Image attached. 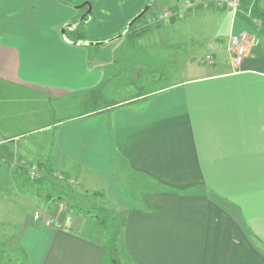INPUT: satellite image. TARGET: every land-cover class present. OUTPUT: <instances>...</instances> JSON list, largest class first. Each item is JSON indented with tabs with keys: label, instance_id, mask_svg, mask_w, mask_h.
<instances>
[{
	"label": "crops",
	"instance_id": "obj_1",
	"mask_svg": "<svg viewBox=\"0 0 264 264\" xmlns=\"http://www.w3.org/2000/svg\"><path fill=\"white\" fill-rule=\"evenodd\" d=\"M181 1L94 0L82 9L68 0H0V264L109 261L104 238L91 237L103 229L85 209L61 213L62 228L34 220L37 210L54 214L60 195L26 189L32 164L73 178L76 191L123 217L133 264H264V28L252 3L241 1L237 13L195 3L153 27L141 40L190 28L206 39L216 69L111 99L110 66L97 46L128 36L115 38L144 9L146 22ZM84 11L88 42L101 44L67 40ZM242 33L259 44L237 65L229 40ZM129 67L138 75L129 86L148 72Z\"/></svg>",
	"mask_w": 264,
	"mask_h": 264
},
{
	"label": "rangeland",
	"instance_id": "obj_2",
	"mask_svg": "<svg viewBox=\"0 0 264 264\" xmlns=\"http://www.w3.org/2000/svg\"><path fill=\"white\" fill-rule=\"evenodd\" d=\"M68 1L72 6L79 7L84 2L89 1L91 3V1L93 2L94 0H68ZM215 1L216 0H207L205 2H211L215 4ZM158 2H160V4L163 6L162 8H166L165 6H169L174 2L175 4H177V0H158ZM248 2L252 3V5L255 4V1L249 0ZM258 6H260V8L264 10V2L260 3ZM85 8L86 7H83L82 9ZM190 8L186 10L184 15H186L188 11H190ZM178 11H179V5L175 9L173 10L171 9L170 12L171 14L168 18L164 17L163 11L156 12L154 15L150 14L148 17V21L146 22L144 21L142 23L140 22L141 24L138 23L136 25L135 32L129 33L128 36L123 37L115 42H111V43L106 42V45L104 46L102 45L97 46L98 50L104 49L103 52L104 59L106 61V64L110 66V74H108L107 85L108 83L109 84L112 83L111 85L113 86V90L115 93H117L115 97H111L112 100L113 98L119 100L124 97L125 98L130 97L133 94L140 93L143 90L153 88L155 87V83L157 84L166 83V82L170 83L173 80L188 78L190 76L201 74L206 70L216 69V66H213L214 63H216V59L212 55H206L207 47L206 45L202 46L207 43L205 41L206 39L202 41L201 39L202 36H200L199 34H195V36H193L189 30L190 28L186 26L183 29V31L180 30V32L177 31L176 29H172L169 31L165 30V33L161 31H156L151 36V38L147 37L146 40H141L148 32H150L153 29V27L162 25L166 23V21L179 18ZM85 12L86 11L80 14L78 21H81ZM147 16L148 15H146V17ZM198 26L199 25L197 23L192 24V28H194V30L197 29ZM141 34L144 36L141 37ZM248 35L250 37H253L249 33ZM120 49H128L129 52H127V54L124 55L119 52ZM140 49L142 50L151 49L152 52L151 54H146V55H144V53L134 54L133 50H140ZM231 52L233 51L231 50ZM208 56L211 57L213 64H209V63L207 64L202 62ZM96 59H97V55L94 54V56H92V62L96 61ZM132 64L144 65V67L149 73L145 72L137 83L134 82L135 84L129 86L127 85L128 80L132 78H138L137 73L133 72L129 67ZM150 76L153 77L151 82H149L151 84L146 82V80ZM82 101L84 102V105L82 107L84 110L90 108V101H86L85 98H83ZM103 103L104 102L102 101L99 104H103ZM71 112L73 114H76L78 110L75 109L74 111ZM38 114L39 113H37L36 115ZM34 116L35 115L31 113L29 115V117H34ZM29 122H33V121H29ZM33 124H35L34 127L38 126L37 124H39V121L35 119ZM26 170H27L26 173L28 174L25 175L26 189L33 190L35 184L31 180V178H29L30 176L27 168ZM52 179L55 182V184L54 185L51 184L52 187L47 189L44 186L42 188L43 195L50 193V189L56 191L60 195L59 197H56L58 203L65 201L68 204L67 210L73 209L71 207L73 204L76 203L80 204L81 197L79 196L77 197L75 195L68 193V187L66 186L62 187L64 183L58 181L56 178H54V176L52 177ZM70 189L76 191L72 187H70ZM76 192L79 193L78 191ZM79 195L81 196L83 195V197H85L82 198L83 201H81V204L85 205V208L84 207L81 208L80 206L81 212H83V209H85V211L90 210L89 214L94 217L96 214L95 209L104 206V203L100 199L99 200L93 199V196H88L85 195L84 193H79ZM1 207L3 206L0 205V223L2 222V220H4V214L2 213L3 210L1 209ZM80 211L78 212L77 209H73L74 212L73 215L76 216L78 213H80ZM109 211L112 212L111 209H109ZM111 215H112L111 226H110L111 228L109 229V231L107 232L103 231L101 235H99V233H97L96 231H92L91 237L104 238L103 241L108 250V258H109L108 264H131L130 260L128 259L124 251V246H123V221H122L123 217L114 214ZM1 228L3 227H1L0 224V234L5 233L1 231ZM5 230L6 229H4L3 231Z\"/></svg>",
	"mask_w": 264,
	"mask_h": 264
},
{
	"label": "built area",
	"instance_id": "obj_3",
	"mask_svg": "<svg viewBox=\"0 0 264 264\" xmlns=\"http://www.w3.org/2000/svg\"><path fill=\"white\" fill-rule=\"evenodd\" d=\"M207 0H182L179 3V11L178 16L183 17L186 10L192 7L195 3L205 2ZM215 4L219 6V8L228 7L233 10L234 13H237L240 8V0H216ZM171 10L163 11V15L165 18L170 16ZM230 48L235 53V63L240 65L246 56V54L251 51L252 48L259 44V40L256 37H250L248 33H242L238 35H232L229 40ZM204 63L213 64V61L210 56L202 61ZM29 172V176L31 179H37L41 176L40 168L37 164H32L31 166H26ZM54 178L58 181L63 182L71 186L72 188H76L77 183L73 178H70L62 173H55ZM68 204L63 201L59 202L57 205L56 212L52 215H46L43 212L37 210L34 213V220L36 222L42 223L45 227L50 228H62L63 222L60 218V214L67 210Z\"/></svg>",
	"mask_w": 264,
	"mask_h": 264
},
{
	"label": "trees",
	"instance_id": "obj_4",
	"mask_svg": "<svg viewBox=\"0 0 264 264\" xmlns=\"http://www.w3.org/2000/svg\"><path fill=\"white\" fill-rule=\"evenodd\" d=\"M240 1L247 3L249 0H240ZM258 5L259 4L255 3L253 6H251V8H250L251 9V17L253 20L259 19L261 26L264 28V10L261 9L260 6H258ZM149 11H150V8L143 14L142 17H140L139 19L136 20V22L130 27V29L128 31L129 33L135 32L136 25L145 20L146 15L148 14ZM88 19H89V16H88ZM88 19L84 18L82 21L78 22L77 26L74 29L67 31V33H66L67 37L66 38L68 41H70L72 43H80V44L89 41V39L87 38L88 37L87 36ZM137 36H140V35H137ZM143 36L144 35L141 34V37H143ZM39 166H40L39 167L40 171L42 172L41 176L37 179H31V180L35 183V186L37 187L38 192L40 194L43 192L42 188L45 185H47V184H53L54 185L55 182L52 179L54 173H52L49 170V168L48 169L43 168L41 164ZM64 186L68 187V193L75 195L77 197L78 196L81 197L80 203H81V201H83L82 198H85V197H83V195L81 196L76 191L70 189L71 186L66 185V183H64V185L62 187H64ZM93 197H95V196L93 195ZM94 199H96V198H94ZM71 207L76 208L78 211L81 210L80 206L72 205ZM95 210H96V214H95L94 218L98 219V222H99L100 226L102 227L103 231H105V232L109 231V229L111 228L110 226H111V218H112L110 211L104 207L96 208ZM89 212H90V210H87V211H85V214H89ZM130 262H131V264H133L132 261H130Z\"/></svg>",
	"mask_w": 264,
	"mask_h": 264
},
{
	"label": "water",
	"instance_id": "obj_5",
	"mask_svg": "<svg viewBox=\"0 0 264 264\" xmlns=\"http://www.w3.org/2000/svg\"><path fill=\"white\" fill-rule=\"evenodd\" d=\"M85 6H90V3L89 2H84L81 6H79L80 8H83V7H85ZM148 10V8H146V9H144L141 13H139L129 24H128V27L126 28V30L123 32V33H121L120 35H118L117 37H116V39L117 38H120L121 36H123V35H125L128 31H129V29H130V27L136 22V20L137 19H139L140 17H142L143 16V14L146 12ZM83 19V18H82ZM82 19H81V21H82ZM76 26H77V24H76ZM75 26V27H76ZM106 42H110V41H106ZM72 43V42H71ZM89 45H97V44H101L100 42H95V43H91V42H87ZM72 44H75V45H79L80 43H72Z\"/></svg>",
	"mask_w": 264,
	"mask_h": 264
}]
</instances>
